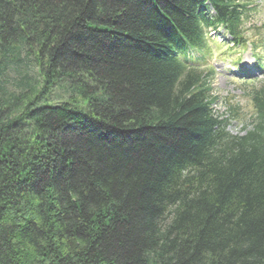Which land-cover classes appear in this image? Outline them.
Returning a JSON list of instances; mask_svg holds the SVG:
<instances>
[{
    "label": "trees",
    "instance_id": "1",
    "mask_svg": "<svg viewBox=\"0 0 264 264\" xmlns=\"http://www.w3.org/2000/svg\"><path fill=\"white\" fill-rule=\"evenodd\" d=\"M246 9L0 0V264H264V80L220 117L191 62Z\"/></svg>",
    "mask_w": 264,
    "mask_h": 264
},
{
    "label": "rangeland",
    "instance_id": "2",
    "mask_svg": "<svg viewBox=\"0 0 264 264\" xmlns=\"http://www.w3.org/2000/svg\"><path fill=\"white\" fill-rule=\"evenodd\" d=\"M253 2L259 5V7L249 14V19L245 24V29H247L245 31L247 44L243 46L242 49L234 47L231 51L233 56L231 59H222L221 55L216 52H214L211 57V62L216 67V73L213 82L215 90L210 96L213 98L217 96L216 98L219 100L217 104H213L212 106L218 114L226 112L229 105L236 106L240 114H251L252 110L247 106V99L243 96L244 87L255 86L264 79V0H254ZM211 48L213 51L217 47L212 45ZM243 50L245 52L244 55H242ZM254 52L259 56L260 60L263 56V61L261 60L260 62L261 69H252L253 76L249 78L251 81L249 82L248 78L245 80V77H242L244 71L242 67L245 65L244 62H250L251 64L258 62V60L254 58ZM239 58H242V63L240 67H238L241 68V70H239L240 77L235 76L236 74L234 73H232V75L226 73L230 68L236 66L237 61L235 63L234 60ZM229 131L234 135L240 134L242 132V125L236 120H233L229 126Z\"/></svg>",
    "mask_w": 264,
    "mask_h": 264
}]
</instances>
